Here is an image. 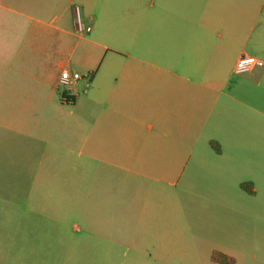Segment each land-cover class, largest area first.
Segmentation results:
<instances>
[{
  "label": "crops",
  "instance_id": "crops-1",
  "mask_svg": "<svg viewBox=\"0 0 264 264\" xmlns=\"http://www.w3.org/2000/svg\"><path fill=\"white\" fill-rule=\"evenodd\" d=\"M102 1L0 0V165L41 139L43 117L80 127L82 165L134 197L201 198L192 225L211 264H264V241L233 231L235 210L240 230L264 221V65L235 71L264 60V0H165V37L146 16H122L121 34L114 17L115 47L95 39ZM65 70L81 78L63 85Z\"/></svg>",
  "mask_w": 264,
  "mask_h": 264
},
{
  "label": "rangeland",
  "instance_id": "rangeland-1",
  "mask_svg": "<svg viewBox=\"0 0 264 264\" xmlns=\"http://www.w3.org/2000/svg\"><path fill=\"white\" fill-rule=\"evenodd\" d=\"M100 12L111 23L95 39L111 47L123 42L114 17L121 34L134 29L122 16H146L145 29L165 37V0H103ZM56 120L43 117L41 139L16 142L0 165V264H211L193 231L199 196L168 188L165 202L134 197L105 167H84L80 127ZM232 199L236 208L245 198L234 188ZM239 218L235 210L234 233L264 241V221L240 230Z\"/></svg>",
  "mask_w": 264,
  "mask_h": 264
},
{
  "label": "built area",
  "instance_id": "built-area-1",
  "mask_svg": "<svg viewBox=\"0 0 264 264\" xmlns=\"http://www.w3.org/2000/svg\"><path fill=\"white\" fill-rule=\"evenodd\" d=\"M76 11L78 13V28L80 30H87L89 31L91 29L90 26H84L83 22L81 21V18L79 16V7H76ZM264 65V60L254 57V56H247V55H242L236 62L235 65V71L237 73H245L250 70H252L256 66H263ZM79 78H81L80 73L78 72H70L68 70H65L62 72L61 75V82L63 85L69 84L72 81H76Z\"/></svg>",
  "mask_w": 264,
  "mask_h": 264
},
{
  "label": "flooded vegetation",
  "instance_id": "flooded-vegetation-1",
  "mask_svg": "<svg viewBox=\"0 0 264 264\" xmlns=\"http://www.w3.org/2000/svg\"><path fill=\"white\" fill-rule=\"evenodd\" d=\"M216 257H218V255H217V256L215 255V258H216Z\"/></svg>",
  "mask_w": 264,
  "mask_h": 264
},
{
  "label": "trees",
  "instance_id": "trees-1",
  "mask_svg": "<svg viewBox=\"0 0 264 264\" xmlns=\"http://www.w3.org/2000/svg\"><path fill=\"white\" fill-rule=\"evenodd\" d=\"M64 96V95H63Z\"/></svg>",
  "mask_w": 264,
  "mask_h": 264
}]
</instances>
